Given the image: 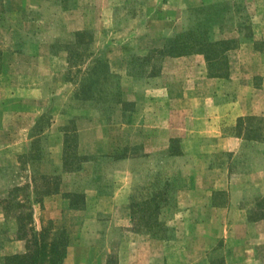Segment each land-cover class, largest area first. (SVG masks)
I'll return each mask as SVG.
<instances>
[{
    "label": "rangeland",
    "instance_id": "1",
    "mask_svg": "<svg viewBox=\"0 0 264 264\" xmlns=\"http://www.w3.org/2000/svg\"><path fill=\"white\" fill-rule=\"evenodd\" d=\"M193 34L230 43L217 67L224 76L211 77L202 54L182 56L198 66L202 59L189 133L197 121L208 125L206 133L238 138L241 146L224 152L214 136L173 139L168 150L147 155L144 121L152 111L144 100L148 93L161 100L152 88L164 60L182 58L159 51ZM72 51L80 55L72 58ZM97 61L107 68L85 94ZM132 122H140L136 132ZM182 150L185 163L176 158ZM126 157L140 159L132 193L122 191L131 176L117 163ZM200 163L204 180L208 166L230 169L245 193L249 224L237 217L231 231L219 229L209 240L187 228L199 219L185 216L184 200L198 184ZM24 187L13 200L25 201L24 208L9 207L13 189ZM102 187L112 203L99 204ZM216 199L225 203L229 194ZM30 211L34 228L53 225L68 234L64 264H264V0H3L0 264H16L8 257L27 251L17 239V218Z\"/></svg>",
    "mask_w": 264,
    "mask_h": 264
},
{
    "label": "crops",
    "instance_id": "2",
    "mask_svg": "<svg viewBox=\"0 0 264 264\" xmlns=\"http://www.w3.org/2000/svg\"><path fill=\"white\" fill-rule=\"evenodd\" d=\"M164 61L162 73L157 77V80H159L157 81L158 86L152 88L154 93H157V91L161 92V94L158 95L161 97V100L159 98L152 100L151 97H153V95L150 94L149 96V93L147 99L144 100L148 104V109L152 111L151 113L148 112L146 120L144 121V134H147L145 138L149 140L145 145V154L154 155L160 149L168 150L171 146V140L173 139L188 140L191 138L197 139L199 137L213 136L217 139L215 146L219 151L235 152L239 150L241 143H239L240 140L238 138L232 136L222 138L219 135H214L213 132L206 133L208 125L206 129L205 126L203 127L202 123L197 127L195 126L198 125L197 121H192V127L194 128L189 133L191 127H189L187 120L191 115L193 116L196 114L195 110H198L199 108V101L196 98V92L199 87L196 82L197 75L203 74L198 73L202 72V59L201 61L199 60V66L195 65L196 60L192 56L176 59L167 58ZM189 75L191 76L190 79L188 78ZM170 79H173L174 81L171 82L169 81ZM174 93L178 96V99L176 100L171 98ZM140 101L141 100H138V102ZM151 105H157L161 109H164L165 112H158L155 108L152 109L150 107ZM171 108L175 109L172 113L170 112ZM153 112H158L157 116H155ZM261 113L262 112L259 111L255 114ZM168 116H171L172 119ZM139 123L140 122H132L130 125L131 127H129L132 131L136 132V126L137 124L139 125ZM182 152L183 157L181 155L176 156V158L181 159L182 161L180 162L185 163V151L182 150ZM139 160V158L126 157L117 161L118 168L124 171L126 167L127 174L131 176L129 181L131 183L126 182L127 184H122L123 192L126 189H130V192L132 193L133 190L138 187L140 182V170L138 168ZM203 168L202 163L195 168V173L199 180L197 183L199 185L196 184L186 191L184 213L185 216H191L193 212L194 214H197V218L199 219L197 221L187 222L186 226L191 231L193 230L197 234L199 233V235L201 234V239L203 237L204 240H209L212 237L219 236V229L224 228L225 233L231 231L233 226H235L237 217H239V221H243L244 223H248L249 219L247 211L241 208V204L244 202L245 193L241 192L240 188L233 183L232 178H229L230 169L228 167H223V169H221L208 166L206 170V179L204 180L200 174V170L202 171ZM222 170L224 172L223 175H220L219 177L214 175L215 172L220 173ZM148 172L150 171L148 170ZM82 173H84V171ZM75 176H77V174ZM77 179L80 180L79 177H77ZM103 190L104 188L102 187L96 193L99 199V204L112 203V198L110 201V197H108L107 194L108 192L110 193V189L107 191ZM225 192L227 195L229 194V201L225 203L217 202V195ZM204 212L213 215L214 217L208 218L207 220L201 219L202 216L198 214H203ZM216 214L219 217L224 216V220H221V218L217 219L215 217ZM231 220H233V222H231ZM222 224L224 227L221 226Z\"/></svg>",
    "mask_w": 264,
    "mask_h": 264
},
{
    "label": "trees",
    "instance_id": "3",
    "mask_svg": "<svg viewBox=\"0 0 264 264\" xmlns=\"http://www.w3.org/2000/svg\"><path fill=\"white\" fill-rule=\"evenodd\" d=\"M2 2L3 0H0V4H2ZM76 36L79 40V44L82 45L83 43H85L83 32H78ZM184 41L185 39L183 38V36L168 41V43L165 44L163 49L159 51L160 55L162 57H182L186 54L191 53L202 54L205 56L208 65L209 75L211 77L224 76L223 73H221L220 69H218L217 67L220 65L218 64V62L221 59V55L229 49V41H223L221 43H207L202 39H199L197 35L194 36V34L190 42ZM218 45H222L219 50L217 49ZM78 47L79 46H76L74 50H76ZM79 55V53L74 54L73 52V54H71V57L76 58ZM105 68H107V65L97 61L96 65L93 67V70L90 73L91 80L90 84L87 85L89 86V88L88 90L86 88L84 89L85 94L91 91V88L95 87L98 83H100V78L101 75H103ZM92 77L94 79H92ZM20 191H26V188L24 187L13 189V199L7 200L9 207L19 206L20 208H24L25 201L20 200L13 202L14 199H17L16 194L14 193H19ZM37 202L40 203L41 207L43 206L41 201ZM31 211L26 213L25 216L20 215L17 218V239L21 241H26L27 251L24 254L10 256L8 257V260L15 261L16 264H64L67 255V248L69 246L68 234L64 230L54 231L53 225L49 227L41 226L39 230L34 228L33 212Z\"/></svg>",
    "mask_w": 264,
    "mask_h": 264
}]
</instances>
